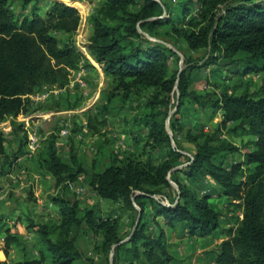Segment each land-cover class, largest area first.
<instances>
[{
  "label": "trees",
  "instance_id": "16d2710c",
  "mask_svg": "<svg viewBox=\"0 0 264 264\" xmlns=\"http://www.w3.org/2000/svg\"><path fill=\"white\" fill-rule=\"evenodd\" d=\"M12 1L27 5L32 0H0V123L25 113L29 95L35 88L65 86L69 70L77 67L83 57L73 42L60 46L53 35L57 31H76L80 23L77 8L56 0L44 16L32 14L18 20L9 5ZM141 1V9L134 11L132 6L137 0H104L99 14L93 18L88 46L103 72L113 77L116 91L122 90L123 98L132 90L142 88H155L163 95L150 100V109L141 115L147 129L141 157L129 159L122 167L109 165L94 172L91 179L101 198L122 202L130 209L137 204L139 222L129 239L123 241L117 232L116 220L100 219L94 215L93 208H81L77 202L57 196L52 202L58 207L59 222L52 231L31 219L26 226L40 238L37 256L10 264H79L81 253L71 231L82 222L91 228L104 229V238L95 250L104 254L106 260L113 250L112 264H136L141 259L144 260L141 264L170 262L172 255L167 250L164 231L160 229L158 235L152 236L146 231L147 218L162 216L169 224L183 222L190 236H204L219 227V213L209 206L208 195L183 183L176 173L191 182L208 176L220 187L223 196L238 201L236 204L241 207L242 218L234 230L225 231L228 238L218 246L213 264H264V86L240 94L223 90L212 103L221 112V120L214 123L212 132H186L185 138L195 144V151L184 168L173 170L181 153L170 145L165 125L167 113L155 110L154 105L167 106L175 88L179 99L191 94L196 99V94L189 90L192 81L185 74L186 69L168 73L171 49L142 43L139 28L152 32L165 20L158 18L162 13L158 2ZM171 29L190 50H209L204 66L222 58L234 66L230 75L264 72V5L261 2L214 0L211 6L203 8L197 23L186 27L172 25ZM12 128L14 132L22 130L21 124L15 122ZM244 135L255 139L248 142L251 149L243 154L242 161L228 166L221 160L216 161L217 156L240 149L228 136ZM2 142L0 131V147ZM162 148L167 151L157 155L155 151ZM46 156L56 185L64 178L73 180L82 170L74 153L70 164L62 161L52 142L48 144ZM169 175L178 188L171 198L161 193L162 188L173 191ZM157 194L165 197L167 203L155 198ZM2 232L0 250L6 256L10 247L21 241V236L10 232L8 227ZM0 264L8 263L0 261Z\"/></svg>",
  "mask_w": 264,
  "mask_h": 264
},
{
  "label": "rangeland",
  "instance_id": "374dc122",
  "mask_svg": "<svg viewBox=\"0 0 264 264\" xmlns=\"http://www.w3.org/2000/svg\"><path fill=\"white\" fill-rule=\"evenodd\" d=\"M53 1L56 0H32L27 5L12 1L9 5L20 20L32 14L44 16ZM58 1L77 8L80 23L74 33L57 31L53 35L60 46L73 42L83 57L77 67L69 70V81L65 86L35 88L29 95L27 111L0 123L3 139L0 147V217H3L0 223V246L3 243L2 230L6 227L12 229V233L18 231L21 236V241L10 247L6 256L0 251V261L8 264L37 256L40 238L26 226L31 219L35 224H44L52 231L59 222L58 207L52 202L57 196L77 202L81 208H93L94 215L100 219L116 220L117 232L122 240L130 236L139 222L136 223L139 215L137 204L134 203V208L130 209L122 202L101 198L92 186L91 179L94 172L102 171L109 165L122 167L129 159L141 157L147 135L141 115L150 109V100L155 96L163 97L155 88H142L132 90L123 98L122 90L117 92L115 89L113 77L106 75L90 54L88 46L93 32V18L99 14L104 0ZM154 1L162 8L158 18L165 22L152 32L139 28L142 43L145 46L160 44L171 49L173 53L167 60L168 73L186 69L185 74L192 81L189 90L196 94V99L192 94L179 99V91L175 88L170 93L167 106L154 105L155 110L161 109L167 113L165 125L170 145L181 153L173 170L182 169L195 151V144L185 138L186 132H212L214 123L221 120V112L212 106L218 95L223 90L231 94L259 90L264 86V72L230 75L229 71L234 66L222 58L204 66L209 50L192 51L172 32V25L186 27L187 24L197 23L203 8L211 6L214 0ZM256 1L264 5V0ZM186 2L188 4L183 10ZM142 5L143 2L137 0L132 10L139 11ZM219 7L223 8V4ZM13 122L21 124L22 130L14 132ZM90 125L96 128L92 129ZM227 139L240 149L217 156L216 161H223L224 166L242 161L243 154L251 149L248 142L255 137L228 136ZM50 142L57 156L68 164L71 154H75L82 170L73 180L64 178L56 185L55 177L48 169L46 156ZM166 151V148H162L155 152L159 155ZM176 175L190 186L196 182L201 184V188L206 186V177L191 182L179 173ZM168 179L173 191L162 188L161 193L171 198L178 188L170 175ZM154 197L167 203V199L161 195ZM223 198L220 196V200H217L212 197L210 202L222 203ZM237 205L232 204L227 214L230 213L231 217L239 215L241 207ZM150 220L147 218L146 223ZM147 228L146 231L150 232L149 225ZM71 235L81 253L79 264H112L113 250L108 260L95 250V246L104 238L103 228H91L82 222L80 226L72 228ZM143 262L141 259L136 264Z\"/></svg>",
  "mask_w": 264,
  "mask_h": 264
},
{
  "label": "crops",
  "instance_id": "0c3cea01",
  "mask_svg": "<svg viewBox=\"0 0 264 264\" xmlns=\"http://www.w3.org/2000/svg\"><path fill=\"white\" fill-rule=\"evenodd\" d=\"M206 178L205 187L201 188V184L199 185L198 182L192 184L191 187L202 195H208L209 206L219 213V227L217 229L204 236H190L183 222L169 224L162 216H158L148 222L150 226L149 233L152 236L158 235L160 229L164 231L167 250L172 255V260L166 264H213L218 246L223 240L228 238L225 231L230 228L234 230L238 221L242 218V212L234 217H231L230 213L227 214V210L231 209V205L236 204L238 201L230 200L224 196L222 203L212 204L210 202L212 197L220 200V196L223 195L220 187L208 176ZM10 232H12V229ZM15 233L20 234L18 231Z\"/></svg>",
  "mask_w": 264,
  "mask_h": 264
},
{
  "label": "water",
  "instance_id": "95a60500",
  "mask_svg": "<svg viewBox=\"0 0 264 264\" xmlns=\"http://www.w3.org/2000/svg\"><path fill=\"white\" fill-rule=\"evenodd\" d=\"M139 219H140V215H138V218H137V221H136V223L139 221ZM127 239H129V237H127L125 240H123V241H126Z\"/></svg>",
  "mask_w": 264,
  "mask_h": 264
}]
</instances>
